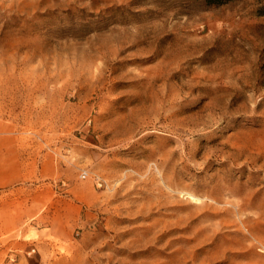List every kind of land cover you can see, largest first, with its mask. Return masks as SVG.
Returning a JSON list of instances; mask_svg holds the SVG:
<instances>
[{"label":"rangeland","instance_id":"374dc122","mask_svg":"<svg viewBox=\"0 0 264 264\" xmlns=\"http://www.w3.org/2000/svg\"><path fill=\"white\" fill-rule=\"evenodd\" d=\"M11 156L0 264H264V0H0Z\"/></svg>","mask_w":264,"mask_h":264},{"label":"crops","instance_id":"0c3cea01","mask_svg":"<svg viewBox=\"0 0 264 264\" xmlns=\"http://www.w3.org/2000/svg\"><path fill=\"white\" fill-rule=\"evenodd\" d=\"M2 167L7 169V176L0 179V185H15L23 178V170L20 162L15 157L2 158Z\"/></svg>","mask_w":264,"mask_h":264},{"label":"trees","instance_id":"16d2710c","mask_svg":"<svg viewBox=\"0 0 264 264\" xmlns=\"http://www.w3.org/2000/svg\"><path fill=\"white\" fill-rule=\"evenodd\" d=\"M236 0H204L207 7H221Z\"/></svg>","mask_w":264,"mask_h":264},{"label":"built area","instance_id":"2783aa9c","mask_svg":"<svg viewBox=\"0 0 264 264\" xmlns=\"http://www.w3.org/2000/svg\"><path fill=\"white\" fill-rule=\"evenodd\" d=\"M87 174H85L84 176H86Z\"/></svg>","mask_w":264,"mask_h":264}]
</instances>
